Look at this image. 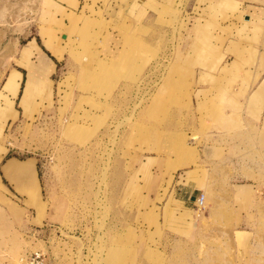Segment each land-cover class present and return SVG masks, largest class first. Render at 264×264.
Masks as SVG:
<instances>
[{"label":"rangeland","instance_id":"obj_1","mask_svg":"<svg viewBox=\"0 0 264 264\" xmlns=\"http://www.w3.org/2000/svg\"><path fill=\"white\" fill-rule=\"evenodd\" d=\"M0 94V264H264V0H0Z\"/></svg>","mask_w":264,"mask_h":264},{"label":"crops","instance_id":"obj_2","mask_svg":"<svg viewBox=\"0 0 264 264\" xmlns=\"http://www.w3.org/2000/svg\"><path fill=\"white\" fill-rule=\"evenodd\" d=\"M54 65H56L55 62H53ZM54 65H51V67H53ZM253 81H255V72H254V75H253ZM255 91V89L248 95V97L250 98L252 93ZM253 97H255V92L253 94ZM213 145H212V142L208 145V148L210 150V148H212ZM11 159H16V160H20V161H27L29 159H25V160H21V159H18L16 157H10L8 158L2 165V168H3V172H5V174L10 177L13 181H21L19 184L17 182H15L16 186L19 185L20 187L21 186H24V183L22 182L23 181V178L25 176H30V172H31V177H33V180L35 178V172L33 171V164L31 163H28V162H18L16 160H11ZM35 168H36V163H35ZM37 170V169H36ZM38 174V172H37ZM180 190H183L185 189V191H181L180 194L186 192L188 193L189 192V189H187L185 186L184 187H179ZM193 197V193L192 192H189V195H188V200L190 198ZM176 200H179V199H176ZM52 232V231H50Z\"/></svg>","mask_w":264,"mask_h":264},{"label":"built area","instance_id":"obj_3","mask_svg":"<svg viewBox=\"0 0 264 264\" xmlns=\"http://www.w3.org/2000/svg\"><path fill=\"white\" fill-rule=\"evenodd\" d=\"M194 203L199 208L205 207V195L201 193L196 196ZM16 264H56V262L48 251L37 249L20 255Z\"/></svg>","mask_w":264,"mask_h":264},{"label":"bare ground","instance_id":"obj_4","mask_svg":"<svg viewBox=\"0 0 264 264\" xmlns=\"http://www.w3.org/2000/svg\"><path fill=\"white\" fill-rule=\"evenodd\" d=\"M18 76H19V75H18ZM16 78H17V74L13 73V74L8 78V81H7L6 85H5V88H8V89H14V93H15V91L17 90V88H19L18 85L20 84V82H18L17 85H16V82H15ZM28 87H29V85H28L27 88L25 89L24 95L21 97V103H22V104H24V102H26V95H27V91H28L27 89H28ZM15 95H16V93H15ZM1 97H2V94H0V99H1ZM24 100H25V101H24ZM10 105H12V104H10L9 101H6V108L3 109L2 107H0V109L3 110V111H6V109H11L12 106L9 107Z\"/></svg>","mask_w":264,"mask_h":264},{"label":"water","instance_id":"obj_5","mask_svg":"<svg viewBox=\"0 0 264 264\" xmlns=\"http://www.w3.org/2000/svg\"><path fill=\"white\" fill-rule=\"evenodd\" d=\"M195 198V197H194Z\"/></svg>","mask_w":264,"mask_h":264}]
</instances>
